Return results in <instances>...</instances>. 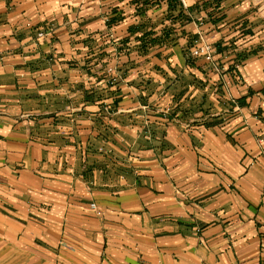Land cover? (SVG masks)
<instances>
[{"label": "crops", "instance_id": "crops-1", "mask_svg": "<svg viewBox=\"0 0 264 264\" xmlns=\"http://www.w3.org/2000/svg\"><path fill=\"white\" fill-rule=\"evenodd\" d=\"M0 264H264V0H0Z\"/></svg>", "mask_w": 264, "mask_h": 264}, {"label": "built area", "instance_id": "built-area-1", "mask_svg": "<svg viewBox=\"0 0 264 264\" xmlns=\"http://www.w3.org/2000/svg\"><path fill=\"white\" fill-rule=\"evenodd\" d=\"M184 5H186V0H181ZM43 34H40L42 36ZM214 49L211 45L207 42H201L200 44L196 45L192 50V55L199 57L204 56L208 61H213L214 57ZM93 208H96V204H92Z\"/></svg>", "mask_w": 264, "mask_h": 264}]
</instances>
